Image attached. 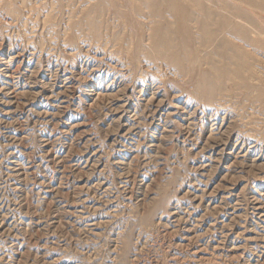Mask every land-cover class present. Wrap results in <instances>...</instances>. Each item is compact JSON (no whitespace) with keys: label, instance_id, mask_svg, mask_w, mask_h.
<instances>
[{"label":"rangeland","instance_id":"374dc122","mask_svg":"<svg viewBox=\"0 0 264 264\" xmlns=\"http://www.w3.org/2000/svg\"><path fill=\"white\" fill-rule=\"evenodd\" d=\"M164 1L0 0V264H264V0Z\"/></svg>","mask_w":264,"mask_h":264},{"label":"bare ground","instance_id":"6f19581e","mask_svg":"<svg viewBox=\"0 0 264 264\" xmlns=\"http://www.w3.org/2000/svg\"><path fill=\"white\" fill-rule=\"evenodd\" d=\"M166 1V0H165ZM164 1V2H165ZM170 2V1H169ZM167 4V3H166ZM5 58V57H4ZM7 59V58H6ZM12 60V59H11ZM1 62V61H0ZM3 63V62H2ZM9 64H10V62H9ZM2 65V64H1ZM11 65V64H10ZM5 66V65H4ZM2 69V68H1ZM6 74V73H5ZM11 75V74H10ZM79 76V75H78ZM12 77V76H11ZM68 80V79H67ZM7 84V83H6ZM1 85V84H0ZM2 86H4V85H2ZM54 86V85H53ZM13 89V88H12ZM63 89V88H62ZM9 90V89H8ZM10 90H11V88H10ZM6 91V90H5ZM7 92V91H6ZM60 93V92H59ZM50 94V93H49ZM7 96V95H6ZM9 100V99H8ZM7 100V101H8ZM10 101V100H9ZM52 104V103H51ZM66 105V104H65ZM2 108V107H1ZM192 120V119H191ZM76 135V134H75ZM134 145V144H133ZM15 164V163H14ZM16 168V167H15ZM18 170V169H17ZM15 171V170H14ZM19 175V174H18ZM45 190V189H44ZM257 207V206H256Z\"/></svg>","mask_w":264,"mask_h":264}]
</instances>
